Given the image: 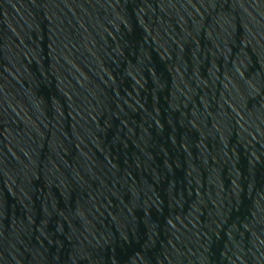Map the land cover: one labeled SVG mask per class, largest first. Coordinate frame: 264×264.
I'll return each mask as SVG.
<instances>
[{
  "label": "water",
  "instance_id": "obj_1",
  "mask_svg": "<svg viewBox=\"0 0 264 264\" xmlns=\"http://www.w3.org/2000/svg\"><path fill=\"white\" fill-rule=\"evenodd\" d=\"M0 264H264V0H0Z\"/></svg>",
  "mask_w": 264,
  "mask_h": 264
}]
</instances>
